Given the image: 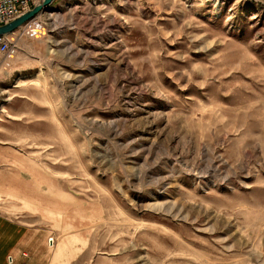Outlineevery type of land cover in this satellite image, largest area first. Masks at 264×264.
Returning <instances> with one entry per match:
<instances>
[{
    "label": "rangeland",
    "instance_id": "obj_1",
    "mask_svg": "<svg viewBox=\"0 0 264 264\" xmlns=\"http://www.w3.org/2000/svg\"><path fill=\"white\" fill-rule=\"evenodd\" d=\"M71 3L86 70L0 51V213L62 264H264V0Z\"/></svg>",
    "mask_w": 264,
    "mask_h": 264
},
{
    "label": "crops",
    "instance_id": "obj_2",
    "mask_svg": "<svg viewBox=\"0 0 264 264\" xmlns=\"http://www.w3.org/2000/svg\"><path fill=\"white\" fill-rule=\"evenodd\" d=\"M72 1L74 0H55L47 11L41 12L11 33L8 36L9 39L23 47L28 44L30 52L40 56L35 59L36 62L39 60H43V62H46L45 60L56 61V58L49 54L52 46H56V49L59 48L57 51L62 53L61 59L73 64L68 68L75 70L76 65H81V70H86V67H83L87 61L86 57L82 53L76 52L74 46L80 38L84 41L88 39L87 30L91 28L90 25L93 22L86 21L89 17L87 10H91L95 6H76L75 4L72 6ZM79 14L81 15L79 16ZM77 18L82 19L81 22H78ZM81 26L84 28L83 30H81ZM42 48L44 52H42ZM65 50L68 52L64 53ZM16 53H7L5 63H10L11 67H15L18 65L15 62H25L26 59ZM2 60L3 56L0 55V63ZM46 68H48L46 63L45 65L36 63L27 66V69L44 70ZM49 238L50 236L46 235L44 229L30 227L24 218H15L0 213V264H62V255H56V245L50 246ZM10 256L14 259L13 263L9 262ZM71 262L69 260L68 264Z\"/></svg>",
    "mask_w": 264,
    "mask_h": 264
},
{
    "label": "built area",
    "instance_id": "obj_3",
    "mask_svg": "<svg viewBox=\"0 0 264 264\" xmlns=\"http://www.w3.org/2000/svg\"><path fill=\"white\" fill-rule=\"evenodd\" d=\"M43 0H0V26H3L16 18L22 16L26 12L32 10L34 6ZM9 35L0 37V51L5 53L11 46ZM50 246H54L55 238L48 239ZM13 257H9V262L13 263Z\"/></svg>",
    "mask_w": 264,
    "mask_h": 264
},
{
    "label": "water",
    "instance_id": "obj_4",
    "mask_svg": "<svg viewBox=\"0 0 264 264\" xmlns=\"http://www.w3.org/2000/svg\"><path fill=\"white\" fill-rule=\"evenodd\" d=\"M55 0H43L38 5L34 6V8L22 16L16 18L15 20L0 26V37L4 35H10L15 32L17 29L28 23L30 20L34 19L41 12H45L48 10Z\"/></svg>",
    "mask_w": 264,
    "mask_h": 264
},
{
    "label": "bare ground",
    "instance_id": "obj_5",
    "mask_svg": "<svg viewBox=\"0 0 264 264\" xmlns=\"http://www.w3.org/2000/svg\"><path fill=\"white\" fill-rule=\"evenodd\" d=\"M106 80V79H105Z\"/></svg>",
    "mask_w": 264,
    "mask_h": 264
}]
</instances>
